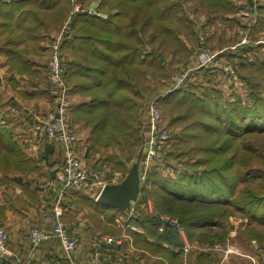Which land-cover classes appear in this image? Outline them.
Instances as JSON below:
<instances>
[{
  "label": "trees",
  "instance_id": "trees-1",
  "mask_svg": "<svg viewBox=\"0 0 264 264\" xmlns=\"http://www.w3.org/2000/svg\"><path fill=\"white\" fill-rule=\"evenodd\" d=\"M101 1L108 18L72 16L71 37L63 41L61 51L66 57L65 76L71 90L85 97L74 104L72 114L90 128L87 149L97 152L103 164L119 168L117 150L129 158L143 141L139 99L142 91L150 88L151 94L155 90L146 85V76L161 77L166 70L164 62L185 60L196 39L191 19L181 12L178 0ZM191 1L209 14L206 26L217 20L233 25L238 19L224 16L235 12L231 0ZM246 1L252 5L251 0ZM25 4V15L32 17V29L37 32V36L30 34L35 37L32 46L37 48L41 20L36 9L62 21L70 5L66 0H28ZM263 8L259 5L258 11ZM110 9L116 12L110 13ZM202 35L210 40L209 34ZM199 41L200 37L197 46ZM248 47L240 52L251 50ZM15 51L19 54L23 50ZM254 53L258 55V50ZM224 56L230 62L237 55L226 52ZM238 57V62H231L239 66L240 72L237 68L235 71L248 88L245 98L237 93L225 95L217 86L216 72L208 67L200 68L201 81H186L178 88L169 86L151 95L158 98L170 135L178 139L174 151L166 154L167 159L168 154L174 157L176 164L174 178L161 176L157 167L147 173L150 189L142 188L141 200L149 195L159 212L176 217L190 242L224 245L228 230L223 220L232 210L249 221L264 222V61L249 62L245 55ZM10 67L15 73H32V65L23 59L10 62ZM4 147L10 154L0 153V168L15 167L25 173L38 169L36 161L20 144L11 142L0 127V150ZM56 167L60 168L61 162L50 169ZM130 221L143 230H129L135 247L158 256L157 264H182L183 243L176 227L142 210ZM257 237L264 243V235Z\"/></svg>",
  "mask_w": 264,
  "mask_h": 264
},
{
  "label": "crops",
  "instance_id": "crops-1",
  "mask_svg": "<svg viewBox=\"0 0 264 264\" xmlns=\"http://www.w3.org/2000/svg\"><path fill=\"white\" fill-rule=\"evenodd\" d=\"M231 1L235 5V12L229 13L226 15V17L234 19L237 17L240 19L238 10L244 5L239 4L238 2H242L244 0ZM25 2H28V0H0V127L3 128L5 134L10 138L11 142L20 144L21 147H23L26 155L32 160H34L36 156V145H39L43 151L42 158L44 162L42 163V168L39 167V169L35 171L32 170L27 173L20 171L15 167H11L9 169L0 168V224L4 226L8 232V253L0 254V264H19V262L24 261H26L28 264H69L68 255L56 237L48 238L38 245H33L28 235L30 226L50 228L56 221L54 205L55 194L58 190L57 185L42 190L35 187L32 182L35 177L39 176V173H44L46 170H48V175L51 177L56 176L55 174L52 176L51 172H57L59 167H56L55 169H49V166H45V162L47 161L49 163L51 160H57L61 162L63 158V145L58 141L47 139L41 134H36L30 125L29 116L25 112L26 108L34 107L35 105H37L41 111L44 108V105H42V102L45 101L44 95H48L44 89L46 86L44 84L47 80L45 70L46 61L44 60L46 58L45 52L48 53V49L46 50L47 44L44 45L43 42H41L42 39H46L47 35V31H44L45 28H43V23L45 21L40 18L41 22H38L40 26L38 36H40V39L36 45L37 48H33L32 45L35 43V37H32L30 34L37 36V32L32 29V17L25 15L27 14L25 8L27 4H25ZM246 3L247 1L245 0V4ZM14 6L18 8L16 9L17 11L13 10ZM263 10L264 8L258 11L257 17L259 18V23H257V28L258 25L260 28H264V24H261L262 17L264 16ZM246 11L248 10L246 9ZM243 16L250 17L251 11H248L246 15ZM67 19L68 16L63 19V25ZM238 19H235V23H233V25L240 26L241 28H248L246 24L247 21L238 24ZM69 22L67 23L66 27V32L67 34L69 33V35L66 36L65 34L63 41H66L71 37ZM61 25L55 27L56 29H54V31H60L62 28ZM209 27L210 31H208V33L211 39L214 37L218 27H214L215 29L211 26ZM18 40H21L20 44ZM21 47H23V49ZM15 49H21L23 51H19V54H15L17 52ZM239 49L236 48L234 50V54L237 55L236 57L241 55L238 53V51H240ZM231 51L232 50H229V53H231ZM226 52H221V59L224 57L222 59V63L229 61L224 56ZM63 56L66 61L64 54ZM236 57H233V60L231 61H236ZM18 59H23L25 62L30 63L32 65V73H15L10 67V62H15ZM178 64L180 67L179 69L184 71H188L191 68L194 69V67L197 66H195L196 63L192 57L185 59L184 61H180ZM210 67L216 68L213 70L216 72L215 80L217 81V86L222 89L225 95L232 96L233 94L237 93L242 98L246 97L247 89L245 86H241L243 84L239 85L241 82L237 83L235 82V79L228 77V74L221 69V63L218 62L217 65H210ZM218 71L222 72V74L226 75L227 77L220 78L222 74ZM226 79L231 85V89L229 88V91H226L224 87L226 84L223 82ZM67 81L70 89L68 96L70 94L69 98L71 101V107L68 113V121L70 128L76 135V139L74 141L76 151L82 159V163L87 168L93 169L100 165V168H103V166L106 167L97 152L88 151L87 149V127L83 124V122H81V120L74 119L72 114L74 104L85 97H83L84 95L82 94L73 92L71 90L70 80ZM12 108L18 109L19 111L15 114L14 111H12ZM41 114H44V112ZM141 124V133L144 142L145 140H148L149 136L151 135V127L148 122L147 115L142 116ZM177 140L178 139L175 138L172 140L174 143L173 146ZM0 151V153L10 154V152L5 150V147ZM140 155L141 153H139V156ZM136 161L137 159L134 160V162ZM131 167L132 163L127 164L126 167L124 165L126 171L122 173L123 175L120 173L121 177L119 180L110 182L106 180L104 181L106 184H117L122 182V180L129 173ZM160 173L174 178L173 170L169 173H164L161 171ZM138 178L140 189L137 199L135 201H131L129 208L124 210L98 202L97 198L94 196H98L100 192L99 187H94L88 192L74 188L73 190H70L68 193H66V200L63 199L60 202V206L64 208L60 219L65 223L68 202H72L73 204L77 203L78 209L76 208V216L74 220L68 224H65L70 230V233L78 239V245L72 256L79 264H85L86 262L90 261L91 257L97 252H100V254L103 255L104 264H136L141 262V259L142 264H157L156 262L159 260L158 256L150 255L145 250H139L134 247L133 239L129 233V230H127V234L124 237L120 247L124 254L122 261H118L116 257H114L113 254H111L106 249L95 248L90 240L91 235L96 233V231L120 234L128 217L129 222L132 223L130 218L135 216V214L137 215L138 211H144L142 207L144 205L145 199L143 201L141 200L143 188L142 181L140 180L139 175ZM86 205L90 206L91 210L96 212V214H93V216L87 215V213L84 211ZM117 220L121 223L116 222ZM96 222L98 223L96 224ZM250 222L251 221H249V223ZM105 224L108 226H105V228H108L109 231H105ZM110 226L112 227V230L110 229ZM198 229L200 231L203 230L200 228ZM232 230L233 229L228 231L226 240H230V235H232L234 238H231L230 241L235 243L237 242L236 244L239 248V251L228 252L227 254H223L224 252L222 250L216 251L217 249H213L215 247L205 246V244L195 247L194 243L192 241L190 242L184 231H182V233H180L182 243L192 244L190 250L183 252L181 255L182 264H214V262L215 264H264V257L259 258L258 255L253 254L255 251L253 250L254 248L252 246V249H249L253 250V253H247L245 251V248L240 245L239 239L235 234L233 235ZM132 231L143 233L141 227H139V230ZM148 239L151 238L148 237ZM248 240L249 242L250 240H254L260 245L262 244L264 248V243H262L261 239H259L260 242H258L257 238L253 237ZM227 241L225 244H227ZM164 244L166 245V243ZM229 244L231 247H234L231 243ZM220 248H223V246H220ZM174 250L177 249L175 248Z\"/></svg>",
  "mask_w": 264,
  "mask_h": 264
},
{
  "label": "built area",
  "instance_id": "built-area-1",
  "mask_svg": "<svg viewBox=\"0 0 264 264\" xmlns=\"http://www.w3.org/2000/svg\"><path fill=\"white\" fill-rule=\"evenodd\" d=\"M70 12L69 17L61 30L57 34H50V42L48 43V62L47 76L48 87L53 97V105L40 117L39 111L35 107L25 109L30 118V125L33 130L42 132L47 139L58 141L63 145V158L61 167L55 172V177L42 175L38 177L32 184L39 189H46L57 185L55 194V223L50 228H42L31 226L29 229V238L33 245H38L42 241L56 237L69 258V264H79L72 256L78 245V239L70 233L67 225L60 219L64 208L60 206V202L64 199L66 193L74 188L99 187L101 190L106 182L102 179L101 168H87L76 151L74 141L76 136L69 128L68 111L71 107V101L68 96L69 85L65 76V59L61 53L60 47L66 34L67 23L72 16L78 14H87L96 16L101 19H107L108 13L101 9V0H90L87 3L84 0H69ZM252 5L248 2L238 11L240 15H246L251 11V21L246 22L248 29L257 28L258 6L264 5V0H251ZM246 9L248 11H246ZM116 9H111L110 13H115ZM250 20V19H249ZM198 66L217 65L221 59V51H213L210 49L207 40L200 36L199 45L197 46L195 55L192 56ZM221 69L228 74V77L235 79L236 73L231 64L221 65ZM186 73L172 76L169 86L172 89L182 86L186 81ZM157 96H152L146 102V115L151 127V135L148 140L143 142L141 155L138 158V175L142 181V187L150 189V183L146 181L147 173L154 167L163 170L168 159L166 154L172 145V135H170L165 124L162 122V112L157 103ZM16 114L19 110L12 108ZM97 198V196H95ZM151 197H145L146 204L151 206L148 215L156 216L161 222H168L176 227L179 233L183 229L179 225L176 217L160 213L153 205H150ZM152 201V200H151ZM154 207V208H153ZM147 214V212H146ZM162 226L159 227L161 229ZM127 230H139V227L126 219L123 232L113 236L109 234L93 233L91 235V243L97 249H106L111 254H115L118 261H122L124 254L120 249L123 239L127 234ZM8 232L4 226L0 224V254L8 253L7 248ZM190 249L188 243L182 245V251L187 252ZM19 264H28L26 261ZM85 264H104V257L100 252L95 253L90 261Z\"/></svg>",
  "mask_w": 264,
  "mask_h": 264
},
{
  "label": "rangeland",
  "instance_id": "rangeland-1",
  "mask_svg": "<svg viewBox=\"0 0 264 264\" xmlns=\"http://www.w3.org/2000/svg\"><path fill=\"white\" fill-rule=\"evenodd\" d=\"M178 1L181 4V9H182L181 12L185 13L186 16L189 19H191L192 26H194L193 30H195L194 31V37L196 39V42L194 43V46H190L191 50H190V53H189V55H188V57L186 59H188V58L192 57L193 55H195V52H196V49H197V39H199L200 36H203L202 33L209 34L208 33V31H210V27L209 26H211L212 28L217 26L218 30L216 29V33H215L214 37H212L210 40L207 39V40H209L207 42H208L209 47H210L211 50H213L215 52H217V51H221V52H223V51L226 52L227 51V52H229V50H232L231 52L234 53V50L236 48L239 49V46H240V49H242L243 47H245L248 44L247 46H249L248 48H251V50L242 53V52H240L241 50L239 49L240 51H238V53L241 54V55L247 56L245 59L247 61H249V62L258 61V59H261V60L264 61V28H256V29H253V28L248 29L247 27L246 28H241L240 26H235V25L230 24L229 22H224V21H220V20H217L216 23L213 24V25L206 26L205 22H206V20H207V18L209 16V14L207 13L206 10L201 8L200 5H198V6L195 5L191 0H178ZM69 3L70 2H68L66 0V4H69ZM238 3L242 4V5H245V0L242 1V2H238ZM36 12H37V15H40V18H42L45 21V23H46V28L44 30V31H47L46 32V34H47L46 35V39H42L41 42H43L44 45L47 44V47H46V50H47L49 48L48 47V43L50 42L49 38H47L48 35L57 34L54 31V29H56L55 27H58L59 25H61L63 20L60 22V18L59 17H55V18L51 19V17H54L55 15H53L50 12H47L45 10H42V9L39 10L37 8ZM69 12H70V10H69ZM224 16H226V14ZM68 17H69V14H68ZM239 18L240 19H238V22H237L238 24H241V22L243 23V22H246V21H248V22L251 21L250 17H245L243 15H240ZM61 26H63V24ZM44 38H45V36H44ZM255 50H258V55H256L254 53ZM45 53L44 54H45L46 58H45L44 61H46L45 70H46L47 80H46V82L44 84V85H46L44 89H45V91H46V93L48 95L47 96L44 95V100L45 101L42 102V105H44V108L41 111H40V109H39V107L37 105L34 106L39 111L40 117L44 116L45 112L53 105V101H54L53 97L51 95V92L49 90V87H48L47 62H48L49 58H48L47 54L49 55V52L48 53L45 52ZM222 59L219 60V63H221V65L230 64V62L222 63ZM193 60L195 61V59H193ZM235 60H236V62H238V60H240V58L236 57ZM182 61H184V60H182ZM178 63L179 62H176V63L169 62V61L164 62L165 66H166V70H165L164 74L161 75V77L153 78V77H151V75H147L146 76L147 79L149 78L147 80L146 85L147 86L148 85H152L153 89H155V90H153L151 92V94H149L150 93V88H148L147 90L142 91V96L139 99V106H138L139 107L138 108L139 117H138V121H140V125H141L140 128L141 129H142V124H141L142 123V116L146 115V102L152 97L151 95H153L155 93L164 92L165 88L169 87V82L172 80V76L178 75V74H182V73H186V76H187L186 77V81L187 82H197V81H201V77H202V73H200V68H202V67H208L209 68L210 67V65L209 66H198L197 63L195 62L196 63L195 66L196 65L197 66L194 67V69L191 68L188 71H184V70L179 69L180 67L178 66L179 65ZM231 65H232L233 70H236V68H237V71L240 72L239 66L237 67L235 64H232V63H231ZM214 69H216V68L210 67L211 71H213ZM218 72H220V71H218ZM220 73L222 74V72H220ZM235 73H236V71H235ZM225 77H227V76L224 75V74H222L220 76V78H225ZM35 80H36V78H35ZM235 80H236L235 82H237V83L241 82V83H239V85L243 84L241 86H245L243 79H240L238 77L237 73H236ZM223 83L226 84L224 86L226 91H229V88L231 86L229 84V81L226 79ZM245 88L248 89L247 86ZM242 92H244V91H242ZM42 112H44V114H41ZM161 112H162V110H161ZM68 113H69V111H68ZM67 117H68V115H67ZM81 122H83V121L81 120ZM162 122L165 123V120H163V116H162ZM69 128H70V126H69ZM86 129L89 132L90 128L87 127ZM70 130L73 132V130L71 128H70ZM33 131L36 134H41L44 137H46L42 132H39V131H36V130H33ZM262 140H264V139H262ZM142 146H143V141L140 144L139 148L129 158H126L124 153H121L119 150L116 149L119 152L118 157H120L119 158L120 159V166H119V168H116V166H112V165L111 166H107L106 165V167L103 166V168L101 167L102 168L101 173L103 172L102 179L106 180L108 182L119 180L120 177H121V174L124 171H126L125 168H124V165L126 167L127 164H131V163L133 164L135 159H137V161H138L139 153H141V151H142L141 150ZM109 149H110V147H109ZM174 149H175L174 146L171 145L169 150L174 151ZM35 151H36L35 152L36 156H35L34 160L36 161V164H37L38 169H39V167H41V168L43 167L42 166V163L44 162L43 158H42L43 151H42V148L39 145H36ZM110 151H111V149H110ZM168 156H169L168 157L169 164L163 170H160L161 172H164V173L171 172L173 170V168H174L173 164H176V160L174 159V157H172L170 154H168ZM59 162L60 161H57V160H51L49 163L46 161L45 162V166H47V167L49 166V169H50L54 165L55 166L59 165ZM100 166H97V168H100ZM48 173H49L48 170H46L44 173H39V176L35 177L33 180L35 181L38 177H40L42 175L50 176V175H48ZM161 176L167 177L168 175L161 174ZM75 189L80 190L81 188H75ZM64 200H66L65 197H64ZM151 200H152V198L150 199V205H152V203H153ZM68 205H69V207H68ZM152 206H154V205H152ZM76 208L78 209L77 203L73 204L72 202H68L67 210H66L67 214L65 215V218H66L65 219V223L66 224H68L69 222H72L74 220V218L76 216V214H75ZM142 208L144 210L143 211L144 214H146V212H147V214H149L148 211H149V208H151V206L148 207V205L146 204V200H144V205H143ZM84 211L89 216H93V214H96V212H93L91 210L90 206H87V205L85 206ZM250 221L251 222L249 223L248 218L244 214H242L241 212H239L237 210H234V211L232 210L231 214L227 217V219L223 220V223L225 224V226H226L228 231L233 229L232 230L233 231V235L234 234L236 235V237L239 239L240 245L245 248V251L247 253H253V250H254L255 252L253 254L258 255L259 258L264 257L263 245L262 244L260 245L259 243H257L254 240H250V242L248 240V239L253 237V238H257L258 242H260V240L258 239L257 235H260V236L264 235V222H257L255 220H250ZM116 222H119V221L117 220ZM97 223L98 222H96V224ZM119 223H121V222H119ZM110 225H112V224H110ZM105 226H107V224L104 225L105 231H109V229L105 228ZM110 229L112 230L111 226H110ZM122 232H123V230L120 233H122ZM96 233L109 234V235H113V236L119 235V233H113V232L104 233V232L96 231ZM28 235H29V231H28ZM231 238L233 239L234 237H232V235H230V240H231ZM230 240H228L227 244H224V245H217V244L208 245V244H205V246L215 247L213 249H217L216 251L222 250L224 252L223 254H227L228 252H237V251H239L238 250L239 248L237 247V244H236L237 242L235 243V242H232ZM261 241H262V239H261ZM193 243H194L195 247L202 246L201 243H197L196 241H194ZM229 243H231L234 247H231ZM262 243H263V241H262ZM189 245H190V248H191L192 244L189 243ZM220 246H223V248H220ZM251 246L254 248L253 250H250V249H252ZM135 248L139 249V250H142V249L137 248V247H135ZM136 264H142V259H141V262H138ZM214 264H215V262H214Z\"/></svg>",
  "mask_w": 264,
  "mask_h": 264
},
{
  "label": "water",
  "instance_id": "water-1",
  "mask_svg": "<svg viewBox=\"0 0 264 264\" xmlns=\"http://www.w3.org/2000/svg\"><path fill=\"white\" fill-rule=\"evenodd\" d=\"M55 171L51 172L54 176ZM138 162H134L129 173L117 184H105L100 190L97 200L100 203L113 206L118 209H127L131 201H135L139 192Z\"/></svg>",
  "mask_w": 264,
  "mask_h": 264
}]
</instances>
